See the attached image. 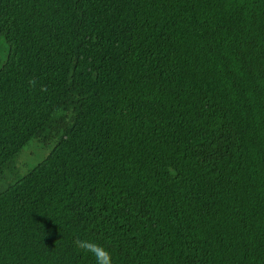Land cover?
<instances>
[{
  "label": "trees",
  "instance_id": "16d2710c",
  "mask_svg": "<svg viewBox=\"0 0 264 264\" xmlns=\"http://www.w3.org/2000/svg\"><path fill=\"white\" fill-rule=\"evenodd\" d=\"M264 264V0H0V264Z\"/></svg>",
  "mask_w": 264,
  "mask_h": 264
},
{
  "label": "clouds",
  "instance_id": "9594fccd",
  "mask_svg": "<svg viewBox=\"0 0 264 264\" xmlns=\"http://www.w3.org/2000/svg\"><path fill=\"white\" fill-rule=\"evenodd\" d=\"M73 243L78 250L91 255L95 264H113L111 253L104 246L82 238H76Z\"/></svg>",
  "mask_w": 264,
  "mask_h": 264
}]
</instances>
